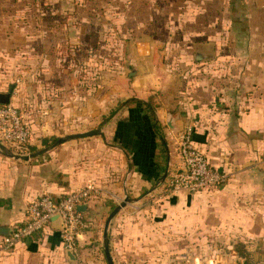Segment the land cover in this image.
Masks as SVG:
<instances>
[{
    "label": "crops",
    "instance_id": "crops-1",
    "mask_svg": "<svg viewBox=\"0 0 264 264\" xmlns=\"http://www.w3.org/2000/svg\"><path fill=\"white\" fill-rule=\"evenodd\" d=\"M253 1L249 8H235L211 33L209 22L202 21L205 12L191 9L193 0L180 6L191 9L180 27H191L196 13L201 19L197 31L172 34L193 46L194 60L201 63L200 81L171 82L157 50L131 51L126 67L104 78L103 96L98 97L90 82L84 86L79 50L72 48L74 66L37 71L25 80L23 92L21 84H14L10 104L22 112L32 146L42 147L44 138L96 129L104 135L70 140L40 160L15 161L0 153V242L24 224L35 198L47 194L59 199L95 188L80 211L89 229L71 252L73 259L52 224L40 244L31 239L9 254L0 250V264H89L88 256L97 262L100 253L106 262L104 226L127 194L131 203L110 226L115 264L172 262L175 246L166 243L165 230L176 217L190 220L197 214L200 229L231 238L230 247L237 240L264 250V5ZM204 2L208 0L199 8ZM133 61L140 67H132ZM131 70L137 74L128 76ZM128 100L133 101L120 106ZM189 126L196 147L228 173L229 181L211 192L167 195L166 183L182 167L178 138Z\"/></svg>",
    "mask_w": 264,
    "mask_h": 264
},
{
    "label": "rangeland",
    "instance_id": "rangeland-1",
    "mask_svg": "<svg viewBox=\"0 0 264 264\" xmlns=\"http://www.w3.org/2000/svg\"><path fill=\"white\" fill-rule=\"evenodd\" d=\"M186 1L192 0H0V92L7 93L17 83L23 92L25 80L47 66H74L72 40L74 49L79 50L75 54L79 55L82 82L84 86L90 82L91 91L97 88L98 97L103 96L100 87L104 78L126 67L131 51L145 54L157 50L159 65L171 82L200 81L201 63L194 60L193 46L187 40H175L172 34L197 31L201 19L193 13L196 20L191 27H180V21L191 9L203 11L202 21L209 22L211 33L226 15L238 7L249 8L252 0H208L203 9L199 8L202 0H193L187 11L180 9ZM147 61L152 64L153 59ZM139 65L132 62V67ZM200 226L198 214L190 220L184 216L173 220L164 237L169 236L166 243L175 246V255L166 264H264V250L247 248L251 257L246 260L238 256L232 243L230 247L231 238L208 235ZM88 258L89 264H106L101 253L97 262L92 255Z\"/></svg>",
    "mask_w": 264,
    "mask_h": 264
},
{
    "label": "built area",
    "instance_id": "built-area-1",
    "mask_svg": "<svg viewBox=\"0 0 264 264\" xmlns=\"http://www.w3.org/2000/svg\"><path fill=\"white\" fill-rule=\"evenodd\" d=\"M194 128L187 127L178 138V154L182 167L172 173L164 191L167 195L187 193L195 195L206 193L224 186L229 181L225 171L215 169L208 156L195 145ZM0 142L19 154H28L31 145V131L19 108L12 104H0ZM94 187H87L56 199L42 195L31 201L26 209V221L0 242V250L12 252L27 240L44 241L47 230L55 216L61 218L62 246L66 251L75 252L80 236L87 231L88 222L78 210L79 206L90 200Z\"/></svg>",
    "mask_w": 264,
    "mask_h": 264
},
{
    "label": "water",
    "instance_id": "water-1",
    "mask_svg": "<svg viewBox=\"0 0 264 264\" xmlns=\"http://www.w3.org/2000/svg\"><path fill=\"white\" fill-rule=\"evenodd\" d=\"M203 57L201 56V59ZM137 74V71L131 70L128 73V76H135ZM14 90V85H11L9 91L7 93H3L0 95V104L1 105H8L10 104V98ZM104 133L101 129H96L92 131H88L85 133H77V134H71V135H66L60 138H57L55 141H53L51 144L48 146H45L44 148L37 150L35 152H30L28 154H19L14 151H12L10 148H8L6 145L0 142V153L4 155L5 157L15 160V161H32V160H37L41 157L46 156L48 153L54 151L56 148L61 146L62 144L70 141V140H77V139H83L87 137H92V136H103ZM129 203H131V199L129 198L128 194L126 195V198L124 201L117 206L108 216L105 226H104V232H103V251L105 255V259L107 264H115L111 253H110V226L115 218V216L122 210L124 209ZM85 209V206H79L78 210L83 211ZM52 224L58 229L61 228V218L60 216H55L52 219ZM70 258H74L73 254L70 252L69 254Z\"/></svg>",
    "mask_w": 264,
    "mask_h": 264
},
{
    "label": "trees",
    "instance_id": "trees-1",
    "mask_svg": "<svg viewBox=\"0 0 264 264\" xmlns=\"http://www.w3.org/2000/svg\"><path fill=\"white\" fill-rule=\"evenodd\" d=\"M70 47H72V48H76L75 46H70ZM75 51H77V50H75ZM133 100H128V101H125V102H123V103H121L120 104V106H122V105H125V104H128V103H131ZM119 106V107H120ZM115 112L116 111H113V112H111L110 113V115L108 116V117H106V118H104V122H107L114 114H115ZM194 127H196V126H194ZM56 139L55 138H44V139H42V146H48L49 144H51L53 141H55ZM39 148H37V147H35V146H32V145H30L29 146V151L30 152H35V151H37ZM211 162V161H210ZM212 164V163H211ZM213 166V165H212ZM214 167V166H213ZM215 168V167H214ZM215 169H217V168H215ZM218 170V169H217ZM226 185V184H225ZM224 185V186H225ZM224 186H222V187H220V188H218V189H215V190H219V189H221V188H223ZM213 191V190H212ZM211 192V191H210ZM72 193V192H71ZM68 194H70V193H68ZM65 195H67V194H65ZM196 195V194H195ZM62 240V239H61ZM232 244H233V248L236 250V252L238 253V256L239 257H241V258H244V259H246V260H249L250 259V257H251V254H250V252H249V250L247 249V246H246V244L245 243H243V242H241V241H237V240H235V241H233L232 242ZM246 249V250H245Z\"/></svg>",
    "mask_w": 264,
    "mask_h": 264
}]
</instances>
